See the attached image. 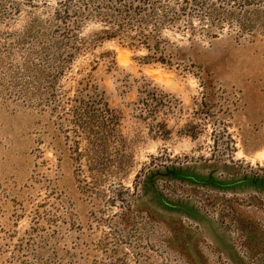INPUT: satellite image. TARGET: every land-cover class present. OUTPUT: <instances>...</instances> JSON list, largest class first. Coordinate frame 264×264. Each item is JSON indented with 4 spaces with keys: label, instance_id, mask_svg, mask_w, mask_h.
Instances as JSON below:
<instances>
[{
    "label": "rangeland",
    "instance_id": "1",
    "mask_svg": "<svg viewBox=\"0 0 264 264\" xmlns=\"http://www.w3.org/2000/svg\"><path fill=\"white\" fill-rule=\"evenodd\" d=\"M171 170L264 179V0H0V264H264V191Z\"/></svg>",
    "mask_w": 264,
    "mask_h": 264
},
{
    "label": "water",
    "instance_id": "2",
    "mask_svg": "<svg viewBox=\"0 0 264 264\" xmlns=\"http://www.w3.org/2000/svg\"><path fill=\"white\" fill-rule=\"evenodd\" d=\"M178 177H181V178L186 179V180H190V181L194 182L195 184H198V186H200V187H204L206 185H213V186L220 189V190L219 189H213V190L220 191V192H228L230 194H233V193L236 194L237 192H245L244 190L241 191V189L244 186H248L249 184L255 183L252 180L250 181L247 179L238 180V181L229 180L228 182H220V181H216L212 176H209L204 180L197 179V178H195V176H184V175H180V174H178ZM255 187L257 188L258 191H264V183L257 184V186H255Z\"/></svg>",
    "mask_w": 264,
    "mask_h": 264
},
{
    "label": "flooded vegetation",
    "instance_id": "3",
    "mask_svg": "<svg viewBox=\"0 0 264 264\" xmlns=\"http://www.w3.org/2000/svg\"><path fill=\"white\" fill-rule=\"evenodd\" d=\"M259 179V178H256ZM254 185L257 186L256 181H254ZM150 185L151 189L154 191V194L159 199V201L167 207L168 210L180 213L182 215H186L185 217H192V218H200L202 221L203 219H206L204 216H202L200 211V205L191 203L189 201H186L184 199H180L178 201H171L170 199H167L164 194H161L160 191L157 189L156 184L151 183ZM235 194H232L231 196H234ZM167 205H166V204Z\"/></svg>",
    "mask_w": 264,
    "mask_h": 264
},
{
    "label": "trees",
    "instance_id": "4",
    "mask_svg": "<svg viewBox=\"0 0 264 264\" xmlns=\"http://www.w3.org/2000/svg\"><path fill=\"white\" fill-rule=\"evenodd\" d=\"M167 176H168L170 179H174V180H177V181H180V182H183V183H188V185H192V186H197V187H198V184H195L194 182H192V181H190V180H186V179H183V178H181V177H178V173L173 172V170L169 171V174H168ZM255 181H256V184H257V183H258V184L264 183V179H263V180H261V179H256ZM156 182H157L156 179H155V181H151L150 184H149V187H147L145 193L150 194V195L152 196V198H153L157 203L160 204L161 207L167 209V207H165V206L159 201V199H158V198L156 197V195L154 194V191L150 188V187H151L150 185H152L151 183L156 184ZM204 188L219 189V188H217V187H215V186H213V185H206V186H204ZM219 190H220V189H219ZM224 191H225V190H224ZM233 194H234V193H233Z\"/></svg>",
    "mask_w": 264,
    "mask_h": 264
}]
</instances>
